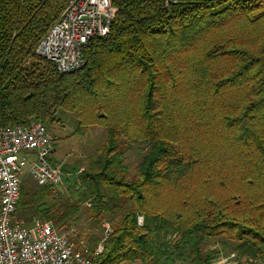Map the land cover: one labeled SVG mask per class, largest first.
<instances>
[{"label": "trees", "instance_id": "16d2710c", "mask_svg": "<svg viewBox=\"0 0 264 264\" xmlns=\"http://www.w3.org/2000/svg\"><path fill=\"white\" fill-rule=\"evenodd\" d=\"M67 3L0 0V128L64 111L75 135L107 139L66 196L22 188L16 216L109 223L86 248L69 238L89 254L103 244L96 264H214L217 245L264 263V0L119 2L85 66L62 74L36 47Z\"/></svg>", "mask_w": 264, "mask_h": 264}, {"label": "built area", "instance_id": "2783aa9c", "mask_svg": "<svg viewBox=\"0 0 264 264\" xmlns=\"http://www.w3.org/2000/svg\"><path fill=\"white\" fill-rule=\"evenodd\" d=\"M122 1L127 0H68L61 17L38 43L36 54L62 74L84 67L87 46L110 33L117 3ZM54 153L55 140L41 122L0 128V264H96L104 250L103 244L92 254L77 250L51 222L35 220L25 226L16 221L25 178L53 191L63 184L64 165L54 161ZM221 264H238L236 255L223 258Z\"/></svg>", "mask_w": 264, "mask_h": 264}, {"label": "rangeland", "instance_id": "374dc122", "mask_svg": "<svg viewBox=\"0 0 264 264\" xmlns=\"http://www.w3.org/2000/svg\"><path fill=\"white\" fill-rule=\"evenodd\" d=\"M37 122L45 124L51 136L54 138L56 152L53 159H56L57 163H63L65 168L63 184L53 191V193L54 195L66 196L71 185H79L78 178L80 177V174L78 171L83 170L87 166L89 159H95L97 157L98 150L102 148L107 139V131L102 127H91L87 130L84 136L75 135L78 122L73 116L64 111H59L53 122ZM145 152L146 145L143 143L128 144L125 147V162L130 166L133 174L136 172L137 166L142 161ZM79 164H82L83 166L77 171L76 168ZM22 188L24 192H27L30 189L38 190L42 187H40L32 178L27 177L24 180ZM37 219L38 218L35 217L33 221ZM16 221L28 225L20 215L16 216ZM108 227L109 223L107 222H103L102 225L94 224L90 220L88 214L81 212L79 220L77 222H72L68 231L64 230V228H61L60 231H58L68 238H72L76 241L79 240L81 246L86 248L88 245L86 242L90 237L97 236L103 238L106 235L105 230H107ZM216 247L219 248L222 253L214 264H221L223 258L226 259L234 255L232 252L222 251V248L219 245ZM244 262L247 261L244 260Z\"/></svg>", "mask_w": 264, "mask_h": 264}, {"label": "crops", "instance_id": "0c3cea01", "mask_svg": "<svg viewBox=\"0 0 264 264\" xmlns=\"http://www.w3.org/2000/svg\"><path fill=\"white\" fill-rule=\"evenodd\" d=\"M55 152H56V149H55ZM54 156H55V153H54ZM54 156H53V157H54ZM54 160H55V162L57 161L56 159H54ZM56 163H57V162H56Z\"/></svg>", "mask_w": 264, "mask_h": 264}]
</instances>
